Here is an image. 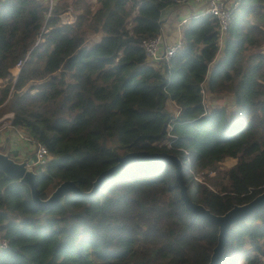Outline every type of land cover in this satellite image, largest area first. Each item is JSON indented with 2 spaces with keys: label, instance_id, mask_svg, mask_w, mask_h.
I'll list each match as a JSON object with an SVG mask.
<instances>
[{
  "label": "trees",
  "instance_id": "trees-1",
  "mask_svg": "<svg viewBox=\"0 0 264 264\" xmlns=\"http://www.w3.org/2000/svg\"><path fill=\"white\" fill-rule=\"evenodd\" d=\"M180 1L0 0V117L12 113L49 151L34 169L41 199L65 180L87 192L138 151L177 155L190 198L214 214L264 191V0H239L221 57L206 14L186 21L175 54L148 64L143 41ZM67 7L77 11L69 22ZM222 93L236 110H206L205 95ZM205 170L214 174L195 179ZM0 234L9 244L0 264H208L218 228L185 207L172 164L134 159L91 196L69 193L47 209L0 172ZM263 257L264 206L231 227L219 264Z\"/></svg>",
  "mask_w": 264,
  "mask_h": 264
},
{
  "label": "water",
  "instance_id": "water-1",
  "mask_svg": "<svg viewBox=\"0 0 264 264\" xmlns=\"http://www.w3.org/2000/svg\"><path fill=\"white\" fill-rule=\"evenodd\" d=\"M134 159H158L172 164L175 171V178L179 185L180 197L185 207L192 213L196 214V216L218 228L217 244L212 250L208 264H219L222 260L225 251L226 236L231 227L236 223L244 221L250 213L259 210L264 206L263 191L247 203L240 205L236 204L223 214L212 213L203 204L192 201L183 181V164L181 159L177 155L168 152H128L124 156L117 157L116 164L100 172L93 181L92 187L89 191L84 192L80 190L78 185L73 181L65 180L60 182L45 199L39 197L37 173L33 167L29 166L32 160L28 161L27 158H25L21 161H17L7 152L0 151V172L8 178L17 179L19 182L28 186L34 204L38 208L47 209L54 206L62 197L69 193L82 198L91 196L100 187L108 174L120 169Z\"/></svg>",
  "mask_w": 264,
  "mask_h": 264
},
{
  "label": "built area",
  "instance_id": "built-area-1",
  "mask_svg": "<svg viewBox=\"0 0 264 264\" xmlns=\"http://www.w3.org/2000/svg\"><path fill=\"white\" fill-rule=\"evenodd\" d=\"M201 4H203V11L195 16H201L209 14L217 20L218 24V35L219 40H223L226 37L227 30L230 24L231 16L233 10L239 5V0H197ZM186 23V19H182L178 23L179 30H182L184 24ZM183 46L182 38L177 41H168L162 33L146 39L143 41V49L145 52L146 61L148 64L157 66L158 63L162 60H168L173 54L176 53L178 49ZM20 63H17L14 71L18 72ZM15 75V73L13 72ZM17 74V73H16ZM205 91H203V95ZM6 115V116H5ZM4 116L0 117V143L2 142V130L3 127L6 128L8 125L9 128L19 131V137L22 138L25 142L30 144L33 149V160L30 162L29 166L37 167L44 166L50 160V154L47 147L36 141L33 137H31L28 133H26L23 128L19 126H14L12 124V113H7ZM187 153V152H185ZM22 158V157H20ZM21 161V159H19ZM186 162H190V157L188 156L185 160ZM8 241L0 234V251L8 248ZM259 264H264V257L260 261Z\"/></svg>",
  "mask_w": 264,
  "mask_h": 264
},
{
  "label": "crops",
  "instance_id": "crops-1",
  "mask_svg": "<svg viewBox=\"0 0 264 264\" xmlns=\"http://www.w3.org/2000/svg\"><path fill=\"white\" fill-rule=\"evenodd\" d=\"M203 10V4H201L197 0H183L166 6L161 11V33L168 41H177L178 39L182 38L181 30H179L178 28V23L182 19H186L187 21L189 18L201 13ZM66 21L69 22L70 20ZM224 41L225 39L221 41L219 40V51L217 53L216 59L217 57H221L223 54ZM214 62L215 61L210 64V67L213 66ZM177 110L178 109H176V111ZM8 141L11 146L8 145ZM4 144L7 149L1 152H7L10 156H12V153H10V151L12 152L14 150H17V154L15 155V157L12 156L17 161H19V159L23 160L25 158H27L28 161L33 160L32 146L21 138L18 140L17 136L15 135V130L6 129L4 131V134L2 136V142L0 143V148Z\"/></svg>",
  "mask_w": 264,
  "mask_h": 264
},
{
  "label": "rangeland",
  "instance_id": "rangeland-1",
  "mask_svg": "<svg viewBox=\"0 0 264 264\" xmlns=\"http://www.w3.org/2000/svg\"><path fill=\"white\" fill-rule=\"evenodd\" d=\"M62 1L70 2L71 0H59V2H62ZM76 13H77V11L73 10L71 7H67L66 10L61 13V18H62V20H65V21L66 20H71ZM98 38H99V35H95V36L90 37L89 40L90 41H93V40H97ZM260 50L264 51V47H263V49H260ZM13 72L16 75L17 71L15 72L13 70ZM0 83H2V81H0ZM170 102L171 101L168 102V104H169L168 106H169L171 112L176 113L178 111V110L176 111V109H178V108L174 105L173 102H171V103ZM203 102H204V104L206 106V110L207 109H210L211 106H225L226 107V110L229 113L236 110L235 105H234V102H233V99H232V96L229 93H226V94L222 93V94H219V95H217V94L216 95L206 94ZM229 113H228V115H229ZM8 126L6 128L3 127L2 136H3L4 131L6 129H11ZM0 127H1V123H0ZM23 130L27 133V131L25 129H23ZM15 135L17 136V138L19 140L20 139V137H19V131H15ZM8 145L11 146V144L9 143V141H8ZM6 149L7 148H6L5 144L2 145V147L0 148L1 151H4ZM32 152H34V151H32ZM10 153H11V151H10ZM233 162H234V160H232L230 158H227V159H225V160H223L221 162V164H220L221 165V168H226V167L230 166ZM33 168L34 169H37L38 167H33ZM205 174L213 175L214 172L205 170L203 172L195 173L194 174L195 175L194 177L198 181H203Z\"/></svg>",
  "mask_w": 264,
  "mask_h": 264
}]
</instances>
